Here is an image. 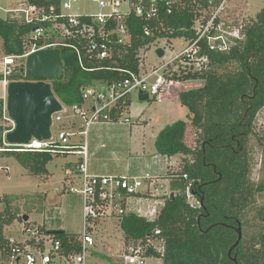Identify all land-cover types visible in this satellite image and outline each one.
Here are the masks:
<instances>
[{
  "label": "trees",
  "instance_id": "16d2710c",
  "mask_svg": "<svg viewBox=\"0 0 264 264\" xmlns=\"http://www.w3.org/2000/svg\"><path fill=\"white\" fill-rule=\"evenodd\" d=\"M24 1L47 6L58 5L61 0ZM208 1L180 0L172 14L161 13L151 20L130 15L127 19L130 42H114L113 59H90L84 41L74 37L67 39V43L78 45L85 55V67L74 48L62 46L65 75L47 79L54 94L64 106L81 105L84 103L83 90L87 86L122 79L128 76L123 70L138 73L141 50L158 45L161 40L171 44L174 38L189 40L195 37L193 26L200 16L199 11L208 7ZM220 1L217 0L216 4ZM7 15H0V37L6 56L23 55L30 44L33 26ZM241 32L242 37L235 40L229 52L210 53L207 68L183 72L180 76L182 80L202 83L182 92L179 97L195 130V147L186 140L187 120L168 124L159 133L155 143L157 153L166 157L179 156L183 161L180 171L168 176L172 195L166 196L159 215L148 220L129 212L117 219L126 242L145 237L160 228L166 240L165 264H236L234 256L238 264H264V206L254 211V217L261 223L259 229L246 237V229L251 227L249 214L254 209V200L264 193V179L256 185L250 183L252 157L248 149L257 116L264 109V7L256 19L242 25ZM56 38V34H51L47 40L53 43ZM0 80H3L2 74ZM9 80L28 78L19 71L10 75ZM129 103L127 98L121 104L124 107ZM4 104L0 97V120L4 115ZM11 128L0 123V156H14L31 172L46 173L47 164L54 158L51 154L4 149L12 148L4 141L5 131ZM256 136L264 155V136ZM189 186L200 201L196 208L191 207L187 199ZM5 200L6 208L0 213V249L8 252L6 258L10 259L11 242L3 227L11 224L16 216L9 213L11 197L7 196ZM53 220L55 218H49L50 224ZM239 223L243 237L230 254L238 239ZM53 231H57L54 236L64 243V255L80 250L76 236L65 230L42 227L41 232Z\"/></svg>",
  "mask_w": 264,
  "mask_h": 264
},
{
  "label": "built area",
  "instance_id": "2783aa9c",
  "mask_svg": "<svg viewBox=\"0 0 264 264\" xmlns=\"http://www.w3.org/2000/svg\"><path fill=\"white\" fill-rule=\"evenodd\" d=\"M77 2L92 3L98 11L74 14L72 9ZM179 3L180 0H61L58 5L52 3L46 6L30 4L23 0L21 8L8 12L11 17L22 19L24 23L32 25L33 31L29 36L30 44L26 52L23 55H7L2 62L3 80L0 81L3 82L4 88L1 98L5 104L4 115L0 121L4 122L2 123L4 126L12 127L4 133L5 145L12 148L4 149L19 152L39 151L52 156L78 155L77 172L81 180L79 188L73 187L71 192L81 195L84 224L83 232L75 237L80 250L64 255V243L61 239L53 234H45L50 239L49 248L44 243V237H38L42 234L41 227L29 221L27 230L30 237L19 245L11 243L9 264H52L56 257L70 263L87 264L95 245L93 230H96L94 228L101 221L117 220L129 212H135L133 211L135 203L132 201L137 198L142 200L158 197L157 194L161 193L160 196L165 203L166 196H170L171 191L166 189L164 183H160L158 176L151 173L141 176L92 174L90 130L98 124H127L128 119L122 120L125 113V106L122 107V104L135 91L147 93L150 98L156 100H164L180 97L182 92L195 88V81L182 80L180 76L183 72L207 68L212 52H229L235 40L242 37L243 24L234 25L224 20L221 13L226 0H221L218 5L217 0H209L208 7L199 11L200 16L193 26L195 37L185 39L186 46L175 59L151 71L140 70L137 73L123 70L128 76L122 79L87 86L83 90V104L70 106L72 113L66 110L63 104V110L53 115L52 127L57 124L58 129L54 133L51 127L52 136L46 140L32 139L25 144H10L6 141V134L14 127L7 111L10 75L22 72L21 69L26 66L29 54L52 47L74 48L81 65L85 67V55L78 45L66 42L73 37L86 43L90 59H113L115 56L113 43L130 42L131 33L127 26L130 15L151 20L161 13L172 14L175 5ZM126 4L127 7L124 9L123 5ZM51 34L57 35L53 43L47 40ZM163 49L165 50V47ZM67 112L70 115L66 116H71L69 121L65 119ZM73 119H78L79 123L72 122ZM146 184L150 187L144 191ZM186 195L191 207L196 208L200 205L190 186L186 190ZM125 245L118 264H165L166 240L160 228L154 229L145 237L130 239Z\"/></svg>",
  "mask_w": 264,
  "mask_h": 264
},
{
  "label": "rangeland",
  "instance_id": "374dc122",
  "mask_svg": "<svg viewBox=\"0 0 264 264\" xmlns=\"http://www.w3.org/2000/svg\"><path fill=\"white\" fill-rule=\"evenodd\" d=\"M23 0H0V15L7 17L12 9L21 8ZM127 4L123 5L126 9ZM264 7V0H226L221 15L227 23L236 25L244 24L247 21L256 19L257 13ZM83 11L97 12V7L92 3L77 2L74 4L72 12L79 14ZM186 46L184 38H174L170 45L161 40L158 45H152L149 49L140 52L142 61L140 68L142 72L166 64L175 59ZM165 47V55L159 57L156 49ZM6 56L4 42L0 37V74L2 62ZM23 61V60H21ZM25 63V60H24ZM202 83L195 82L194 87L201 86ZM3 82L0 81V96L3 95ZM173 108V114L170 112ZM65 109L71 111L70 107ZM188 110L179 100L164 99L156 100L151 98L148 101H141L139 93L134 92L131 97L130 107L125 111L122 120L128 119L127 124L110 123L109 128L98 127L99 134L104 136L108 147L100 150L97 155H91L90 161H95L99 165L106 164L108 171L114 174H144L147 171L153 173L156 153V139L159 133L169 124L176 120H187ZM69 112L65 114L66 121L71 119ZM189 127L186 140L188 144L195 147V130L189 119ZM0 123H4L0 121ZM58 125L54 124L52 130L56 133ZM264 136V109H262L254 124V132L249 137L248 149L252 157L250 183L256 185L264 179V155L262 147L256 135ZM94 145L92 148L94 149ZM92 149V150H93ZM77 155H58L48 163L47 168L50 172L49 179L46 173L38 174L31 172L26 166L20 163L14 156H0V213L6 208L7 196L11 197L9 213L15 214V220L11 224H5L3 232L5 236L16 244L24 243L29 236L27 225L29 221L41 227L63 228L70 235H78L83 232V205L81 195L71 192V188H79V183L71 184L67 181V170L77 174ZM172 165H168L169 170H164V174L159 179H164L180 171L183 161L181 157ZM172 163V161H171ZM179 164V165H178ZM163 171V169H162ZM156 173V171H155ZM165 184V183H164ZM166 187V186H165ZM169 191V188L166 187ZM47 192V193H46ZM158 197L148 199H135L133 211L148 220H154L161 211L164 199L161 193ZM172 195V194H170ZM147 198V197H146ZM264 206V193L259 194L254 200V209L249 214L251 227L246 229V237L257 232L260 220L255 218L256 208ZM28 214L30 220L24 222L20 216ZM9 215V214H8ZM55 218L50 224L49 218ZM43 223H46L44 225ZM44 225V226H43ZM93 232L95 245L94 252L89 255L88 264H118L121 254L125 249L126 238L118 220L110 219L101 221ZM38 237H44V243L50 248V239L45 233ZM93 250V249H92ZM8 252L0 249V264H9ZM53 264H77L56 259ZM62 262V263H60Z\"/></svg>",
  "mask_w": 264,
  "mask_h": 264
},
{
  "label": "water",
  "instance_id": "95a60500",
  "mask_svg": "<svg viewBox=\"0 0 264 264\" xmlns=\"http://www.w3.org/2000/svg\"><path fill=\"white\" fill-rule=\"evenodd\" d=\"M116 40V36L114 38ZM159 57L165 55L162 47L156 49ZM28 80H12L7 87V111L13 120L14 127L6 134L10 144H25L32 139L46 140L51 138L53 115L63 110L62 102L53 92L52 84L47 79L63 78L65 62L59 47L44 48L27 56L26 66L21 69ZM141 101H148L147 93L139 92ZM24 222L30 220L25 214ZM63 232V231H59ZM57 231H53L54 235ZM238 239L229 253L237 247L243 237L242 225L237 228ZM233 260L237 263V257Z\"/></svg>",
  "mask_w": 264,
  "mask_h": 264
},
{
  "label": "crops",
  "instance_id": "0c3cea01",
  "mask_svg": "<svg viewBox=\"0 0 264 264\" xmlns=\"http://www.w3.org/2000/svg\"><path fill=\"white\" fill-rule=\"evenodd\" d=\"M139 56H140V54H139ZM141 61H142V59L140 57V65H141ZM140 70H141V68H140ZM141 72H142V70H141ZM132 94L128 97V99H130V103H131ZM167 99H175V100H179L180 101V98L179 97H172V98H167ZM130 103H129V105H126L125 106V111L128 109V107H130ZM173 111H174V109L173 108H170V112L172 114H173ZM187 121H189L188 118H187ZM72 122H74L76 124L79 123L78 119H73ZM169 124H171V123H169ZM110 125L111 124H98V125H94L91 128L90 134H89V143H90V149H91V152H92L93 156L97 155L100 150L108 147V144H107L108 142H106V140L104 139V136H103L104 134L103 135L99 134V131L100 130L98 129V127H101L102 126V130H103L104 129L103 126L105 127V129H106V127L108 129L109 128L108 126H110ZM92 145L95 146L94 149L92 148ZM156 153H157V151H156ZM175 157H179V156L166 157V156H162V155H160V154L157 153V155L154 157V160L156 162L155 165H154L155 167H154L153 173H151V174L154 175V176H158V177L161 174H164L163 173L164 170H166V171L169 170L168 169V165H172L173 166V163H175L178 160ZM78 158H79V156H78ZM78 158H77V160H78ZM171 161H172V163H171ZM76 166H77V163H76ZM162 169H163V171H162ZM155 171H156V173H155ZM90 172L92 174H94V175H130V176H141L142 175V174H114V173L108 171V169L106 168V164L99 165L98 163H95V161L94 162L93 161H90ZM146 173H150V172L147 171ZM146 173H144L143 175H145ZM49 174H50V172L48 171V168H47V172H46V179L47 180L50 178L49 177ZM67 175H68L67 181L69 183H71L72 185L75 184L76 182L80 183V180L81 179H80V175L78 174V172H77V174H74V172L72 173V171L67 170ZM160 183H162V181ZM163 183H165V186L169 188L170 180H168V177H166L164 179ZM148 187H150V186H148V184H146L144 191H147L148 190L147 189ZM169 190H170V188H169ZM55 229H61V230H63V228H58V227H55V226L50 228V230H55ZM93 232H94V230H93ZM48 234H52V232H48ZM94 252H99V251H98V249H94L93 248L92 254ZM56 259H59V258L56 257L53 263H56V261H57ZM60 263H62V262H60ZM88 263H89V260H88Z\"/></svg>",
  "mask_w": 264,
  "mask_h": 264
}]
</instances>
